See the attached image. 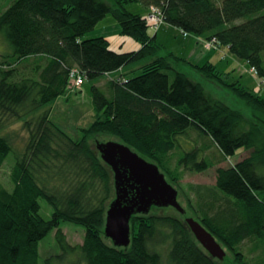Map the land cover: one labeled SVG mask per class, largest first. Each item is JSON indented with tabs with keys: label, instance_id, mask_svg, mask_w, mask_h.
<instances>
[{
	"label": "trees",
	"instance_id": "trees-1",
	"mask_svg": "<svg viewBox=\"0 0 264 264\" xmlns=\"http://www.w3.org/2000/svg\"><path fill=\"white\" fill-rule=\"evenodd\" d=\"M132 1L137 0H8L2 7L0 31L11 51L0 57V167L13 150L15 161L13 187L0 182V264H38V243L53 229L60 249L56 257L77 252L83 264H165L160 249L167 242V264H248L240 249L244 241L258 243V264H264V97L238 80L226 81L209 61L193 63L167 51L149 33L144 16L125 8ZM139 2L146 11L150 5L158 7L163 21L182 32L215 38L264 81V0ZM107 13L120 34L138 42L137 49L119 52L104 36L83 37ZM30 57L37 62L25 74L17 65ZM135 65L128 71L135 72L132 76L125 72L102 85L93 83ZM183 67L228 89L247 113L214 97ZM71 68L92 82L96 114L81 128L79 139L49 117V105L69 89ZM15 122L27 132L20 151L6 132ZM189 127L215 144L217 160L240 148L249 151L239 161L217 166L214 185L189 186L199 222L227 247L232 260L210 256L184 219L152 211L131 216L128 246L113 245L103 234L106 209L114 198L113 173L93 136H114L155 163L175 185L180 167L201 171L210 165L195 147L170 166L179 137ZM40 198L52 208L48 218L39 213ZM61 221L83 226L81 243L67 242ZM51 259L43 264H52Z\"/></svg>",
	"mask_w": 264,
	"mask_h": 264
},
{
	"label": "rangeland",
	"instance_id": "rangeland-1",
	"mask_svg": "<svg viewBox=\"0 0 264 264\" xmlns=\"http://www.w3.org/2000/svg\"><path fill=\"white\" fill-rule=\"evenodd\" d=\"M104 1L111 3L110 0ZM137 1L127 2L125 4V8L132 12L140 13L144 16V13H146L144 10V6L139 2L140 0ZM7 2L8 0H0V11H2V7H4ZM261 12H264V9ZM240 20L241 19H237L234 22H239ZM174 28L177 27H174L163 21L157 29L149 27L148 31L150 34H156V31L158 30V34H156V40L158 43L162 44L167 51H171L174 54H176L174 51H176L177 53H189V55H193L190 58L196 61L195 53L190 52L191 50L188 48L190 46L188 45V42L194 39V34L187 33L186 35H184L180 29ZM96 36L106 37L109 40V47L119 52L130 51L132 49L129 48L130 41H134V39L130 36L122 35L119 33V25L111 15V13H107L95 24L92 29H90L83 35L84 38H91ZM205 41H207V39H203V41L201 40V42L197 43V51L201 50L202 52H207L208 50H210V48L218 47V45L215 44L212 47L206 48L204 47ZM171 46L175 47L174 50H171ZM219 46H221L220 53H215V56L211 58V62H213L217 69L224 73L223 76L225 80L230 82L238 80L241 84L253 89L254 91L258 92V94L264 97V83H262L264 81H262V78L257 75L255 70L251 68L246 61L230 53L224 45ZM165 49H161L159 53L163 54L165 52ZM10 51V44L5 38L4 33L0 31V57L1 54L8 53ZM261 57L264 66V50L261 51ZM35 62H37L36 59L34 57H30L24 59L19 65H17V67L19 70L24 71L25 74H30V70L33 66V63ZM137 65L128 67V69H133ZM181 69L182 71L186 72L191 79L199 81L203 85L205 90L211 93L214 97H217L223 100L225 103H228L230 106L247 113L248 109L228 89L219 85L214 80L203 77L197 71L185 67ZM129 73L131 72H128V74ZM119 75L121 74L110 75L108 77H100L93 83L102 85L109 77L116 78ZM91 84L92 82L88 81L87 79H84L79 87H73L69 84V89H67L65 93L58 96L49 105L50 119L73 139H79L82 136L81 128L88 127L90 123L96 118L90 92ZM20 126V122H15L6 128V132H8L11 136L13 146L17 151H20L23 148L24 139L27 135V132ZM93 140L94 141L92 142L96 147V141L117 140V138L110 134H97L96 136H93ZM195 147H198L200 149V157H204L210 165L209 167L201 171H195L180 167L182 172L181 178L175 185H173V187L177 189V199L180 204L186 209V212L184 214H181L172 206H152L150 211L170 214L176 217L178 216L182 219H185V217L189 216L199 221L201 213L197 209L196 197L189 188L190 184H205L208 186L214 185L215 169L217 166H228L246 157L249 153L248 150L240 148L233 155L217 160L216 158L219 154L215 144L212 143L207 136H200L197 133L196 129L189 127L186 136L182 135L179 137L178 145L171 154L170 166H175L176 158L179 154H183V152L192 150ZM14 152L15 150L11 151L7 155L0 167V182L7 189H11L13 187V183L10 179V172L15 161ZM189 203L192 205L189 206ZM39 204L40 215L43 218H48L52 211L51 206L44 198L39 199ZM194 209H196V211ZM59 226L64 232L68 243H70L71 245H75L82 242L84 235V229L82 225L68 221H61ZM54 234L55 229L51 230L42 240L39 241L38 264H43L44 260L48 257H52V264H83L84 262H82L77 252L70 253L68 255H65L64 257H56L60 254V249L55 241ZM167 244L168 242L162 244L160 249L161 258L162 260L164 259L165 264H167L165 258V254L167 255L168 251ZM220 244L222 245V243ZM256 244L258 243H255L254 241H244L242 246H240V249L244 253L248 264L259 263L258 259L260 257L261 250L260 246L258 247ZM222 247L226 252V258L232 260V254L227 249V247L223 245Z\"/></svg>",
	"mask_w": 264,
	"mask_h": 264
},
{
	"label": "water",
	"instance_id": "water-1",
	"mask_svg": "<svg viewBox=\"0 0 264 264\" xmlns=\"http://www.w3.org/2000/svg\"><path fill=\"white\" fill-rule=\"evenodd\" d=\"M96 149L113 173L114 198L106 209L103 227L104 236L113 245L128 246L133 214H146L152 206H172L181 214L186 212L177 199V189L166 180L155 163L117 140L96 141ZM184 220L210 256L223 260L226 252L213 234L193 217Z\"/></svg>",
	"mask_w": 264,
	"mask_h": 264
},
{
	"label": "crops",
	"instance_id": "crops-1",
	"mask_svg": "<svg viewBox=\"0 0 264 264\" xmlns=\"http://www.w3.org/2000/svg\"><path fill=\"white\" fill-rule=\"evenodd\" d=\"M144 10L146 12V8L144 7ZM145 14V13H144ZM174 29H177V28H174ZM179 29V28H178ZM156 34H158V30L156 31ZM203 37H200V36H196L194 35V39L190 42H188V45H190L188 48L191 50L190 52H193L195 53V58H196V61H194L192 58L193 55H189V53L185 54V53H177L176 51H174L177 55L179 54H182V55H179V56H183L188 59V60H193L191 62L193 63H202V62H205V61H209L211 62V58L213 56H215V53L219 52L220 53V50H221V46L218 45V47H215V48H210V50H208L207 52H202L201 50L200 51H197V47L196 45L198 46L197 43L201 42V40L203 41ZM139 47V44L138 42L136 41H130V45H129V48H132L131 50H135ZM205 47V46H204ZM171 50H174L175 47L171 46ZM227 48V47H226ZM213 63V62H211ZM129 70L131 69H128V68H121L119 69L117 72H115L114 74H124L125 72H128ZM133 73H135L134 71H131V73L125 75L126 77L128 76H132Z\"/></svg>",
	"mask_w": 264,
	"mask_h": 264
},
{
	"label": "built area",
	"instance_id": "built-area-1",
	"mask_svg": "<svg viewBox=\"0 0 264 264\" xmlns=\"http://www.w3.org/2000/svg\"><path fill=\"white\" fill-rule=\"evenodd\" d=\"M145 21L148 27L157 29L159 25L163 22V17L161 11L158 7L150 5L144 14ZM186 35V32H183ZM215 38L205 41V47L209 48L214 46L216 43ZM84 80V76L79 73L76 68H71L69 71V84L73 87H79ZM263 83V82H262Z\"/></svg>",
	"mask_w": 264,
	"mask_h": 264
}]
</instances>
